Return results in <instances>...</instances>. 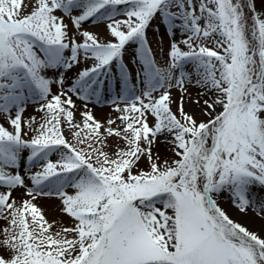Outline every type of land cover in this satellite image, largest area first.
I'll use <instances>...</instances> for the list:
<instances>
[{"label": "snow or ice", "instance_id": "snow-or-ice-1", "mask_svg": "<svg viewBox=\"0 0 264 264\" xmlns=\"http://www.w3.org/2000/svg\"><path fill=\"white\" fill-rule=\"evenodd\" d=\"M250 217L264 0H0V264H264Z\"/></svg>", "mask_w": 264, "mask_h": 264}, {"label": "rangeland", "instance_id": "rangeland-1", "mask_svg": "<svg viewBox=\"0 0 264 264\" xmlns=\"http://www.w3.org/2000/svg\"><path fill=\"white\" fill-rule=\"evenodd\" d=\"M85 30L94 31V32H101V33L103 32L102 27L97 28L95 25H92V24L85 25ZM148 38L151 42V46H152L153 50L155 52H157V57H156L157 60H159L162 63L163 62L162 54L159 53L158 44H157L159 37L157 35H154L150 30L149 34H148ZM167 47H168V42H167V38H165L164 48L167 49ZM130 56H131V49L129 50V53L125 56V62H127L129 60ZM114 94L115 93L113 92L112 95H114ZM77 105H78V107H80L81 102L77 101ZM89 107L91 108L94 115L98 119H101L102 121L107 117L115 118L116 114L112 111L110 99L107 96L99 104L93 103V104H90ZM29 114H36L37 116L39 115L38 113H33V109L31 107H29L28 112L25 114V116L27 117V115H29ZM79 119H80V117H79V114L77 113V120H79ZM112 143H115V141H112ZM159 151H160L162 156L168 155L167 149L164 146H161L159 148ZM57 203L58 202H56V201H50L47 199H42L39 201V204L42 207V209L44 210L45 215L49 221L62 219L60 214L57 213V211H56V204ZM224 203H227V201H224ZM256 218L263 221V223H264V219H262L260 217H256ZM65 224L66 225L69 224V221L67 219H65ZM254 224H257V223L254 222ZM245 226L248 227L249 230L254 229L251 226H249L246 222H245ZM262 229H264V227L259 228L258 230H256V232L259 233Z\"/></svg>", "mask_w": 264, "mask_h": 264}, {"label": "bare ground", "instance_id": "bare-ground-1", "mask_svg": "<svg viewBox=\"0 0 264 264\" xmlns=\"http://www.w3.org/2000/svg\"><path fill=\"white\" fill-rule=\"evenodd\" d=\"M18 195V194H17ZM225 204H227V203H225ZM249 226H251L252 228H254L253 230L254 231H256V230H258L259 228H262V227H264V223H263V221H261V220H259L258 218H249L247 221H245ZM254 222L255 223H257V224H254ZM252 223V224H251Z\"/></svg>", "mask_w": 264, "mask_h": 264}]
</instances>
